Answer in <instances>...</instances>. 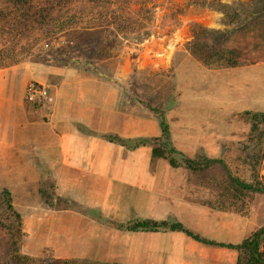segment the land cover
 Masks as SVG:
<instances>
[{
  "label": "crops",
  "instance_id": "1",
  "mask_svg": "<svg viewBox=\"0 0 264 264\" xmlns=\"http://www.w3.org/2000/svg\"><path fill=\"white\" fill-rule=\"evenodd\" d=\"M250 66L257 84L240 107L264 112V62ZM29 82L50 87L54 103L28 105ZM104 135L152 139L161 127L150 114L130 110L117 85L89 70L35 62L0 68V188L21 217V254L107 264H235L233 250L183 232L125 226L171 221L207 241L239 244L264 218L252 222L212 205H187L186 212L183 197L162 190L152 146L128 149Z\"/></svg>",
  "mask_w": 264,
  "mask_h": 264
},
{
  "label": "rangeland",
  "instance_id": "2",
  "mask_svg": "<svg viewBox=\"0 0 264 264\" xmlns=\"http://www.w3.org/2000/svg\"><path fill=\"white\" fill-rule=\"evenodd\" d=\"M212 2L149 0L150 12L136 34L141 38L148 31L151 35L147 39L140 43L125 39L106 57L101 55L108 47L99 37L104 32L95 34L78 53L84 57L79 65L117 85L130 110L150 114L158 122L163 119L168 139L165 141L160 135L155 145L163 149L159 145L166 143V148L174 151L171 157L176 166L158 157L153 160V170L170 198L183 197L186 212L187 205H212L219 212H224V208L237 214L242 212L253 222L264 218V194L231 188L221 163L194 172L181 162L182 158L215 159L246 183L253 184L256 175L264 187V156L255 164L259 140L252 137L249 117L243 114L247 110L240 107L248 102L242 96L247 97L248 90L257 84L256 68L250 65L264 62V42L257 40L253 31L229 34L223 14L208 7ZM89 5L87 0L69 4L62 1L53 14H63L68 7ZM7 29L6 22L0 21V61L6 51L12 49L17 53L20 45H28ZM65 39L66 35L44 39L38 32L33 33L31 43L36 45L31 52L27 51L25 62H34L37 59L33 57L57 48ZM223 47L239 50L240 57L230 53L219 56L218 50ZM251 75L254 78L249 79ZM4 217L0 211V219L10 225L12 220L6 221Z\"/></svg>",
  "mask_w": 264,
  "mask_h": 264
},
{
  "label": "trees",
  "instance_id": "3",
  "mask_svg": "<svg viewBox=\"0 0 264 264\" xmlns=\"http://www.w3.org/2000/svg\"><path fill=\"white\" fill-rule=\"evenodd\" d=\"M64 1L66 4L75 0H1L0 21H5L8 32L19 36L20 45L17 53L15 50L5 52L0 68L16 65L27 61V51L34 48L36 44L31 43L33 33L38 32L42 38H55L58 35H66L65 41L57 48L51 49L48 53H43L34 62L47 65L79 68L84 57L78 53L82 46L88 43L91 36L100 34L101 42L108 47L102 50L101 56H110V52L116 46H120L123 40L140 43L147 39L151 33L145 31L143 37L136 35L142 30V20L149 14V0H87L88 7H68L69 10L60 15H54L55 6ZM212 5L208 7L223 14L225 24L230 28L229 34H240L253 31L257 40L264 42V0H212ZM211 3V0H210ZM148 5V6H147ZM111 30V31H110ZM108 31V33H105ZM114 34V35H113ZM71 35H74L73 37ZM112 35V36H111ZM136 35V37H135ZM67 36H71L68 38ZM94 37V36H93ZM227 40V37L224 39ZM30 45V47H29ZM205 46L208 47L206 44ZM29 47V49H28ZM48 47L47 44L44 45ZM117 48V47H116ZM230 53L240 57L237 49L223 47L218 50V55L224 57ZM84 69V68H83ZM249 117L251 123L252 137L258 138L257 157L255 164L264 156V112L243 113ZM161 127V137L165 141L168 139V128L163 119L159 122ZM257 133V135H255ZM110 142L121 144L128 149L142 145L152 146L153 158L167 159L172 167L176 166V161L171 153L172 149L166 148V143H161L159 149L155 145L159 138L125 140L118 136L104 135ZM167 151V155L165 152ZM181 162L192 171H203L214 164L221 163L230 187L241 189L251 193L264 194V187L258 183L257 176L253 184L246 183L233 176L229 169L215 159L205 158L201 161L182 158ZM0 211L6 216V221L12 220L10 225L0 219V264H107L92 263L88 261L62 260L54 258H36L20 253V241L22 238L21 217L12 206L10 193L6 189H0ZM130 231H158L171 230L185 233L192 239L207 245H217L231 249L237 253L236 264H264V225L242 240L239 244H219L207 241L198 235L193 234L180 223L171 221H136L126 225Z\"/></svg>",
  "mask_w": 264,
  "mask_h": 264
},
{
  "label": "built area",
  "instance_id": "4",
  "mask_svg": "<svg viewBox=\"0 0 264 264\" xmlns=\"http://www.w3.org/2000/svg\"><path fill=\"white\" fill-rule=\"evenodd\" d=\"M24 101L30 106H45L54 103V96L47 85L29 82L25 89Z\"/></svg>",
  "mask_w": 264,
  "mask_h": 264
}]
</instances>
